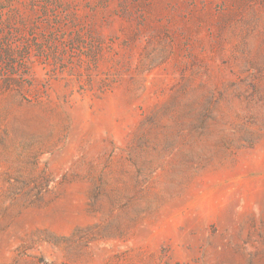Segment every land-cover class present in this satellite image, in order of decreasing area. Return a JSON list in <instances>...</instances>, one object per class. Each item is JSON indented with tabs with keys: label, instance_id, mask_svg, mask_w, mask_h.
I'll use <instances>...</instances> for the list:
<instances>
[{
	"label": "rangeland",
	"instance_id": "rangeland-1",
	"mask_svg": "<svg viewBox=\"0 0 264 264\" xmlns=\"http://www.w3.org/2000/svg\"><path fill=\"white\" fill-rule=\"evenodd\" d=\"M0 264H264V0H0Z\"/></svg>",
	"mask_w": 264,
	"mask_h": 264
}]
</instances>
